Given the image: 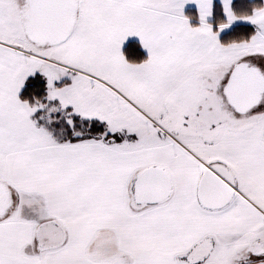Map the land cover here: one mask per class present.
<instances>
[{"label":"snow or ice","instance_id":"obj_1","mask_svg":"<svg viewBox=\"0 0 264 264\" xmlns=\"http://www.w3.org/2000/svg\"><path fill=\"white\" fill-rule=\"evenodd\" d=\"M0 264H264V0H0Z\"/></svg>","mask_w":264,"mask_h":264}]
</instances>
